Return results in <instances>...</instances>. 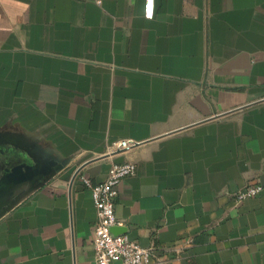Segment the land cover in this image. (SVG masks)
Masks as SVG:
<instances>
[{"label":"crops","instance_id":"crops-1","mask_svg":"<svg viewBox=\"0 0 264 264\" xmlns=\"http://www.w3.org/2000/svg\"><path fill=\"white\" fill-rule=\"evenodd\" d=\"M145 2L0 0V264H97L83 177L130 160L115 234L151 264H264V192L233 197L264 184V0Z\"/></svg>","mask_w":264,"mask_h":264},{"label":"built area","instance_id":"built-area-1","mask_svg":"<svg viewBox=\"0 0 264 264\" xmlns=\"http://www.w3.org/2000/svg\"><path fill=\"white\" fill-rule=\"evenodd\" d=\"M147 12V0L145 2ZM155 7L152 10L154 15ZM137 144L132 139H120L112 143V150H126ZM137 171L136 162L114 163L107 178L94 183L84 176L85 186L92 190L93 201L97 210V223L94 229L93 246L97 264H151L154 260V246H142L127 234H115L111 228L117 224L116 197L121 181ZM264 192V184L248 183L233 193L235 202L259 195Z\"/></svg>","mask_w":264,"mask_h":264},{"label":"water","instance_id":"water-1","mask_svg":"<svg viewBox=\"0 0 264 264\" xmlns=\"http://www.w3.org/2000/svg\"><path fill=\"white\" fill-rule=\"evenodd\" d=\"M64 168L63 163L53 159L45 160L40 167H34L27 163H18L11 167H7L4 172V178L7 183L18 184L33 179L37 175H49L54 171H60ZM73 174V179L76 177L79 170L77 167H72L69 170ZM115 233V226L111 228Z\"/></svg>","mask_w":264,"mask_h":264},{"label":"clouds","instance_id":"clouds-1","mask_svg":"<svg viewBox=\"0 0 264 264\" xmlns=\"http://www.w3.org/2000/svg\"><path fill=\"white\" fill-rule=\"evenodd\" d=\"M154 8V0H147V12L146 16L148 19L152 18V10Z\"/></svg>","mask_w":264,"mask_h":264}]
</instances>
